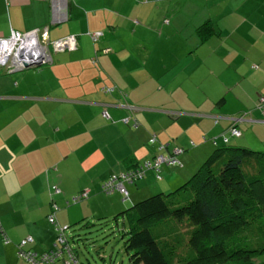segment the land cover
<instances>
[{
	"label": "crops",
	"instance_id": "obj_1",
	"mask_svg": "<svg viewBox=\"0 0 264 264\" xmlns=\"http://www.w3.org/2000/svg\"><path fill=\"white\" fill-rule=\"evenodd\" d=\"M60 5L53 14L51 0H0V36L46 28L40 40L77 38V48L54 52L49 65L0 69V226L8 239L0 237V264H27L16 254L26 236L37 253L52 248L51 200L58 206L55 222L69 230L83 219L115 216L182 185L225 145L231 125L241 134L228 145L264 152V0ZM203 24L212 34L202 41ZM94 31L102 33L96 41L88 35ZM175 148L182 150L178 164H161L160 179L151 169L127 185V197L101 192L112 173ZM83 189L86 200L68 206ZM261 255L251 264H264Z\"/></svg>",
	"mask_w": 264,
	"mask_h": 264
},
{
	"label": "trees",
	"instance_id": "obj_2",
	"mask_svg": "<svg viewBox=\"0 0 264 264\" xmlns=\"http://www.w3.org/2000/svg\"><path fill=\"white\" fill-rule=\"evenodd\" d=\"M197 33L203 41L212 30L203 24ZM227 143L174 191L151 195L118 213L128 226L129 264H251L264 252V152Z\"/></svg>",
	"mask_w": 264,
	"mask_h": 264
},
{
	"label": "built area",
	"instance_id": "obj_3",
	"mask_svg": "<svg viewBox=\"0 0 264 264\" xmlns=\"http://www.w3.org/2000/svg\"><path fill=\"white\" fill-rule=\"evenodd\" d=\"M52 13L60 12L62 9L60 0H51ZM65 14V13H64ZM55 20V18H54ZM47 29L42 30V34H46ZM41 34V33H40ZM39 29H32L26 32H20L11 30L7 36H0V66H5L8 71H18L25 67V64L29 66H36L37 64L51 62V52L73 50L77 48V38L75 35H68L62 38L55 39L53 41L42 42L40 40ZM101 32L94 31L89 32V36L93 41H96ZM25 45L23 55L19 56L18 51L21 45ZM108 51V49L104 50ZM32 52L38 54V58H32ZM104 91H111L112 87H104ZM260 105L264 102V96L259 98ZM102 114L104 117L109 118V113L106 109H103ZM127 122L128 117L122 119ZM136 122L133 125L136 126ZM228 135L223 136V142L227 143L230 137L240 136V130L234 125H231L227 130ZM154 136L150 141H154ZM215 143V141H213ZM182 150L175 148L169 154H158L152 159L144 160L143 162L136 164L135 167L115 173L109 176L102 185V191L110 193L118 191L124 197H127L128 192L126 184L133 183L137 179H140L146 175L147 169H153L156 173L155 177L160 179V165L166 164L168 166H174L178 164L177 154ZM54 192H58L59 189L55 186L52 187ZM88 190H84L77 195L72 196L73 202L85 199L88 197ZM56 204H51V212L47 215V219L53 224L56 232V238L52 248L49 250L37 253L29 248V244L32 243V237L26 236L16 245V254L19 258L23 259L27 264H53L55 262H61V264H81L74 251L72 250L65 231L66 226H59L55 220ZM1 237L4 242H8L7 237L4 235L0 226Z\"/></svg>",
	"mask_w": 264,
	"mask_h": 264
},
{
	"label": "rangeland",
	"instance_id": "obj_4",
	"mask_svg": "<svg viewBox=\"0 0 264 264\" xmlns=\"http://www.w3.org/2000/svg\"><path fill=\"white\" fill-rule=\"evenodd\" d=\"M229 145H231V142ZM205 159L206 158H204V160H202V162L199 164V166L202 165V163L205 161ZM198 167L196 168L195 171H197ZM149 170H151V169H147V171H149ZM194 172H192V173H194ZM112 174H115V173H112ZM147 176L148 175L146 174V176H144L142 178H145ZM142 178H140V179H142ZM140 179H137V180H140ZM136 181H134V182H136ZM156 181H158V180H156ZM186 181H184V182H186ZM130 184L131 183L126 184V189H127V185H130ZM177 187H175L173 190H175ZM173 190H171V191H173ZM101 192L104 194H111L115 191L110 192V193H106L104 191H101ZM116 192H118V191H116ZM127 192H128V190H127ZM164 193H169V192H164ZM75 195H77V194H75ZM151 195H154V194H150L144 198H141L140 200L145 199ZM71 198H72V196H71ZM71 198L69 201L72 202V204H70L68 206H74L73 204H78L80 201L86 200V198H85V199L73 202L71 200ZM140 200H137L136 202H138ZM125 202L129 204L130 200L125 199ZM136 202H134V203H136ZM52 203H55V202L53 200L50 201V209H49L48 214L51 212V204ZM132 204H130L129 206H131ZM129 206H127V207H129ZM56 207L58 208L57 204H56ZM47 215H46V219H47ZM47 221H48V219H47ZM84 222H88V223H86V226L80 225V227L77 228L76 231H74L72 229H73V227L79 226V224H75L74 226H72L70 228V230H69V228L66 229L68 241L70 242L71 247H73V249L76 253V256L78 257V259L83 264H114L117 262L119 263L121 261H123V264L128 263V255L125 251V245H124V242L128 237V234L126 233L128 231V226L126 225V223H123L122 216L117 214L115 216H111L108 218H101V219L98 218V219H95L93 221L88 218V219L81 220L80 224H82ZM72 232L75 234L74 238L72 236V239H74L73 241H71ZM261 254H264V252L257 255V258L260 260L263 258Z\"/></svg>",
	"mask_w": 264,
	"mask_h": 264
},
{
	"label": "water",
	"instance_id": "obj_5",
	"mask_svg": "<svg viewBox=\"0 0 264 264\" xmlns=\"http://www.w3.org/2000/svg\"><path fill=\"white\" fill-rule=\"evenodd\" d=\"M41 41L46 42V38H42ZM24 48H25L24 44L19 47V51H18L19 56L23 55ZM32 58H38V54L36 52H32ZM37 65H39V64H37ZM28 66H29V64H27V65L25 64V67H28Z\"/></svg>",
	"mask_w": 264,
	"mask_h": 264
},
{
	"label": "clouds",
	"instance_id": "obj_6",
	"mask_svg": "<svg viewBox=\"0 0 264 264\" xmlns=\"http://www.w3.org/2000/svg\"><path fill=\"white\" fill-rule=\"evenodd\" d=\"M89 37H90V36H89ZM98 39H99V38H98ZM98 39H97V40H98ZM91 40H92V39H91ZM105 50H106V49H105ZM67 229H68V228H67ZM66 235H67V234H66ZM67 237H68V236H67Z\"/></svg>",
	"mask_w": 264,
	"mask_h": 264
}]
</instances>
